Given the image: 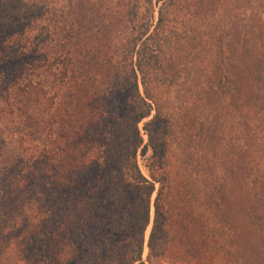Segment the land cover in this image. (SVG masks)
I'll return each instance as SVG.
<instances>
[{"label":"trees","instance_id":"1","mask_svg":"<svg viewBox=\"0 0 264 264\" xmlns=\"http://www.w3.org/2000/svg\"><path fill=\"white\" fill-rule=\"evenodd\" d=\"M49 24L0 56V262L264 264V0Z\"/></svg>","mask_w":264,"mask_h":264},{"label":"rangeland","instance_id":"2","mask_svg":"<svg viewBox=\"0 0 264 264\" xmlns=\"http://www.w3.org/2000/svg\"><path fill=\"white\" fill-rule=\"evenodd\" d=\"M67 4V0H4L0 3V56H5L10 54V52L18 51L20 39L18 38V34L24 30V27L30 22L39 21L41 27H39V34L41 36H46L47 31L53 32L51 30H47L49 27V20L51 18V13L54 9L59 8ZM5 40H10L11 44L5 45ZM5 46V47H4ZM2 47H4L2 49ZM5 72L4 69H0ZM7 76V74H6ZM142 128V124L140 125ZM7 134L3 135L0 138V142L4 140L7 144L10 142V139H7ZM36 142H39L40 138L38 135H35ZM3 139V140H2ZM145 136V140H146ZM139 164L143 171V173L148 176V171L145 168V161L139 158ZM36 194V193H35ZM154 200V197H153ZM154 217V208L152 207L151 212V223ZM22 219V218H21ZM20 219V220H21ZM19 220V222H20ZM151 230V225H150ZM146 234V242L148 241V237L150 234V230ZM2 243V242H1ZM147 254V253H146ZM145 254V257H146ZM0 264H26L25 261L14 262V261H2Z\"/></svg>","mask_w":264,"mask_h":264},{"label":"bare ground","instance_id":"3","mask_svg":"<svg viewBox=\"0 0 264 264\" xmlns=\"http://www.w3.org/2000/svg\"><path fill=\"white\" fill-rule=\"evenodd\" d=\"M149 230H150V228H149ZM149 232V231H148ZM148 234V233H147Z\"/></svg>","mask_w":264,"mask_h":264}]
</instances>
